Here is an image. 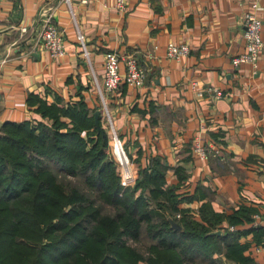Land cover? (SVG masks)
Here are the masks:
<instances>
[{
	"label": "crops",
	"instance_id": "1",
	"mask_svg": "<svg viewBox=\"0 0 264 264\" xmlns=\"http://www.w3.org/2000/svg\"><path fill=\"white\" fill-rule=\"evenodd\" d=\"M259 1L264 40V0ZM126 4L119 9L116 0H71L70 7L61 0H0V125L41 119L32 96L46 104L85 100L102 112L105 125L99 90L106 55H136L149 74L146 84L123 80L116 92L106 93L134 177L158 158L178 207L201 221L203 211L218 218L216 229L234 224L251 264H264V230L251 231L264 227V49L256 74L249 62L234 61L247 52L242 16L249 1ZM47 18L64 29L65 52L57 59L39 36ZM77 30L85 35L88 56ZM170 41L189 45L190 51L170 58ZM198 146L207 150L206 157ZM216 259L215 264H236L222 254Z\"/></svg>",
	"mask_w": 264,
	"mask_h": 264
},
{
	"label": "trees",
	"instance_id": "2",
	"mask_svg": "<svg viewBox=\"0 0 264 264\" xmlns=\"http://www.w3.org/2000/svg\"><path fill=\"white\" fill-rule=\"evenodd\" d=\"M31 102L41 119L0 125V264H215L221 254L251 264L234 224L216 229L218 218L203 211L201 221L178 207L158 158L140 167L134 185L123 186L107 130L95 124L97 108L82 99ZM85 130L90 134L82 137ZM143 240L144 248L135 245Z\"/></svg>",
	"mask_w": 264,
	"mask_h": 264
},
{
	"label": "built area",
	"instance_id": "3",
	"mask_svg": "<svg viewBox=\"0 0 264 264\" xmlns=\"http://www.w3.org/2000/svg\"><path fill=\"white\" fill-rule=\"evenodd\" d=\"M61 1H63L67 6L70 7L71 0ZM248 1L249 6L242 16L245 27L244 37L246 39L247 52L241 53V56L235 57L234 61L236 63H241V61L249 62L253 67V72L256 74L258 73L257 71L259 69V59L261 58L264 49V40L261 34L263 22L258 14V9L260 8L261 3L259 0ZM81 2L86 3L88 2V0H81ZM116 5L119 9H125L127 5L126 0H116ZM21 31L26 32V28L23 27ZM63 35L64 29H60L56 24L52 23L49 18H47L39 36L41 42L43 43L45 51L48 52L49 56L53 59L60 58L64 55L65 50ZM76 36L77 40L80 42V45H82V49H84L85 55L88 56L90 52L87 49L85 35L77 30ZM189 51V45L177 44L174 41H170L167 46V56H169L170 58H181L187 55ZM106 58L107 60L105 62V71L103 75L104 86L103 89L99 90V93L102 98V104L107 113L108 123L113 128L111 115L107 109V94H113L114 92H116L123 80L135 87L143 86L146 83L147 74L145 68L140 64L138 57L134 54L111 52L106 55ZM211 90H214L216 95L219 97L223 95L222 91L220 90ZM199 95L203 96L204 91L199 90ZM114 132L116 143L121 145L127 154L122 140L121 138H119V135L117 134L115 129ZM197 152H199L203 157L207 156V150L202 146L197 147ZM132 175L133 174L128 172L127 178H131ZM178 216L180 215L178 214Z\"/></svg>",
	"mask_w": 264,
	"mask_h": 264
},
{
	"label": "rangeland",
	"instance_id": "4",
	"mask_svg": "<svg viewBox=\"0 0 264 264\" xmlns=\"http://www.w3.org/2000/svg\"><path fill=\"white\" fill-rule=\"evenodd\" d=\"M106 123L105 125L103 124L102 127L103 129L106 128L107 130V133H108V148H107V151L110 153L111 157H113L114 161H115V164H117V172H118V175H119V178H120V181L122 182L123 186L124 187H127V186H130V185H134L136 183V178L134 177V175H132L131 178H127L128 176V172H130L131 174H134L133 171H132V163L130 161V158H129V154L127 152V162L126 163H122L121 160H119L117 154H116V140H115V132H114V129L111 127V125L107 122L108 121V118H106ZM90 134V131L88 130H85L84 133H82V137L84 136H88ZM123 143V142H122ZM124 146V145H123ZM125 147V146H124ZM126 150V148H125ZM127 151V150H126ZM69 179H72V182H76V183H79L81 184V182H78L76 180H74L72 177H68ZM88 193V190L87 188L85 189V194ZM98 205H101L102 203L101 202H98L97 203ZM102 206V205H101ZM106 206V205H105ZM112 207L107 205L106 206V212H109L111 211ZM173 220V219H171ZM148 244V242H146V240H143V242H140V243H135V245L139 248H144L146 245Z\"/></svg>",
	"mask_w": 264,
	"mask_h": 264
},
{
	"label": "water",
	"instance_id": "5",
	"mask_svg": "<svg viewBox=\"0 0 264 264\" xmlns=\"http://www.w3.org/2000/svg\"><path fill=\"white\" fill-rule=\"evenodd\" d=\"M101 118H102V112L97 110L96 113H95V124H96L97 129L100 132H102V130H103V127L101 126V122H100ZM171 223H172L174 228L175 227L176 228L180 227V225L177 223V221L171 220Z\"/></svg>",
	"mask_w": 264,
	"mask_h": 264
},
{
	"label": "bare ground",
	"instance_id": "6",
	"mask_svg": "<svg viewBox=\"0 0 264 264\" xmlns=\"http://www.w3.org/2000/svg\"><path fill=\"white\" fill-rule=\"evenodd\" d=\"M125 152V151H124ZM125 155H126V152H125ZM126 157H127V155H126ZM120 160V159H119ZM122 161V160H121ZM122 163H124L123 161H122Z\"/></svg>",
	"mask_w": 264,
	"mask_h": 264
}]
</instances>
